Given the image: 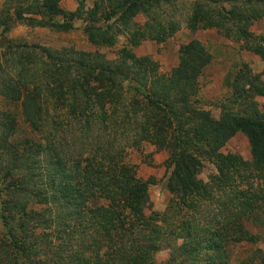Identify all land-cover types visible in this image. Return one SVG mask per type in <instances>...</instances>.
Segmentation results:
<instances>
[{
  "label": "trees",
  "instance_id": "1",
  "mask_svg": "<svg viewBox=\"0 0 264 264\" xmlns=\"http://www.w3.org/2000/svg\"><path fill=\"white\" fill-rule=\"evenodd\" d=\"M162 1L94 0L86 7L78 0L66 11L59 0H21L15 17L67 31L85 12L83 31L94 44H114L119 33L136 44L178 29L177 21L159 19ZM140 12L151 14L144 25L134 17ZM187 16L193 31L216 27L264 59V33L250 29L264 18V0H194ZM7 21L0 16L5 30ZM2 42L0 95L21 102L36 135L23 147L15 143L16 116L0 109V239L8 264H31L41 252L39 227L52 231L44 239L56 249L51 264H230L231 246L259 242L250 225L264 227V107L257 100L264 70L236 60L225 74L228 100L213 117L192 106L212 59L200 40L181 43L166 74L131 49L109 60L73 46ZM237 130L251 158L218 151ZM142 139L168 150L169 197L161 211H148L149 180L125 159ZM205 159L217 169L206 180L198 177ZM95 197L107 202L91 205ZM160 248L169 250L163 261L155 256ZM239 264H264V251L254 246Z\"/></svg>",
  "mask_w": 264,
  "mask_h": 264
},
{
  "label": "rangeland",
  "instance_id": "2",
  "mask_svg": "<svg viewBox=\"0 0 264 264\" xmlns=\"http://www.w3.org/2000/svg\"><path fill=\"white\" fill-rule=\"evenodd\" d=\"M20 1L21 0H0V16L5 15L8 17L7 23H9L7 30L4 28L6 22L0 23V51L4 49V44L2 42L4 36L14 41L26 42L27 44H47L54 49L62 46H73L81 50L98 51L103 53L109 60L116 58L119 53L122 52V49L125 48L131 49L137 57L146 55L150 59L157 61L158 66L156 71H158V74H166L170 72L171 67L175 65L179 59V45L181 43H186L192 38L202 41L212 52V59L204 73L200 76V83L199 86H197L199 88H197L196 93L194 92L191 96V98L193 97L192 106H200L203 110H209L213 117L219 115V105L228 100L229 90L225 86V74L236 60L243 59L248 61L252 72L264 70L263 58L250 50L240 48L237 42L225 36L216 27L199 28L194 31L190 28L187 23V15L191 12L194 0H164L161 2L160 9H156L160 16L159 19H163L166 22L173 19L177 21L179 25L176 31L166 36L164 39L157 41L154 38L146 37L140 38L138 43L133 44L126 34L119 33L117 34V40L111 45L94 44L88 39L86 33L83 31L84 25L89 20L85 17V12H83L82 15L75 14L73 16L75 27L67 31L55 30L53 28L51 29L48 25H31L27 21L17 19V17H15V11L18 9L17 5ZM93 1L94 0H85V6H91ZM59 4L66 11H73L78 5V0H59ZM24 15L41 17L39 14L26 11ZM150 15L151 14L140 12L134 17L141 25H144L148 18L151 19ZM56 17V19L60 21L64 20L62 14H57ZM146 29L149 35L150 29ZM250 29L254 34L264 33V18L256 20L250 26ZM8 69L9 68H7L6 71ZM262 78L264 80V75ZM133 83H136V81ZM124 84L126 85L125 82ZM131 93L133 92L131 91ZM257 100L260 103V107H264V96H258ZM21 105L19 101L16 104L8 100L5 101V97L0 95V109H8L14 117L16 116L17 127L13 132V139L15 143L23 147L25 137L29 136L31 138H36V135L32 129L33 127L24 118ZM8 110L5 111L9 112ZM127 150L125 156L126 161L136 164L137 174L149 180L148 211L163 210L166 207L169 197V193L165 186L171 172L167 166L168 150L164 146L159 147L157 144L147 139H142L139 147L129 145V149ZM218 151L222 153L236 152L245 158H251L247 136L241 130H237L230 135L225 142L221 144ZM205 160L202 171L198 175V177L200 176L204 180L209 178L210 173L217 170L212 161ZM104 202H107V200L95 197L91 205ZM1 225L2 221L0 218V226ZM250 227L260 235L259 242L257 244L241 243L231 246L229 255L230 264H239L244 254L249 249H253L254 246L264 251V227L257 228L255 225H250ZM48 231L50 233L52 232L51 230ZM48 231H44L41 227L35 231V239L39 241L38 250H41V252L32 256L34 260L31 264H51V262L56 259V249L52 248V246L50 244L48 245L44 240ZM1 242L2 240L0 239V264H8L9 259L6 256L5 245ZM52 242L56 244L57 241L53 239ZM39 245L43 248L40 249ZM168 251V248H160L155 254L156 259L159 261L165 260L169 255ZM26 262L27 261L24 260V264ZM29 262H27V264Z\"/></svg>",
  "mask_w": 264,
  "mask_h": 264
}]
</instances>
